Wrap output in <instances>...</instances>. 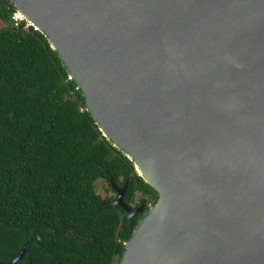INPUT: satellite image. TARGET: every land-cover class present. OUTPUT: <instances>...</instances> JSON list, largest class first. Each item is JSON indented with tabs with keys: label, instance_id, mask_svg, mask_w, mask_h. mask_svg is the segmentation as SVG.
I'll return each mask as SVG.
<instances>
[{
	"label": "water",
	"instance_id": "1",
	"mask_svg": "<svg viewBox=\"0 0 264 264\" xmlns=\"http://www.w3.org/2000/svg\"><path fill=\"white\" fill-rule=\"evenodd\" d=\"M10 1L159 195L113 182L141 215L120 264H264V0Z\"/></svg>",
	"mask_w": 264,
	"mask_h": 264
},
{
	"label": "trees",
	"instance_id": "2",
	"mask_svg": "<svg viewBox=\"0 0 264 264\" xmlns=\"http://www.w3.org/2000/svg\"><path fill=\"white\" fill-rule=\"evenodd\" d=\"M0 0V262L120 264L137 229L97 182L122 188L128 205L158 193L100 131L46 36ZM116 193V192H115Z\"/></svg>",
	"mask_w": 264,
	"mask_h": 264
},
{
	"label": "rangeland",
	"instance_id": "3",
	"mask_svg": "<svg viewBox=\"0 0 264 264\" xmlns=\"http://www.w3.org/2000/svg\"><path fill=\"white\" fill-rule=\"evenodd\" d=\"M15 19L17 21H23L21 18L17 17V15L15 16ZM28 26H30V23H28ZM97 192L99 195L103 197H110V198L112 197L114 199L117 197V195H115L112 189L110 188L108 182L104 180H99L97 182ZM141 199H142L141 195L138 194L136 197V204H133L132 206L138 205L141 202ZM149 207H152L151 204L149 205Z\"/></svg>",
	"mask_w": 264,
	"mask_h": 264
},
{
	"label": "flooded vegetation",
	"instance_id": "4",
	"mask_svg": "<svg viewBox=\"0 0 264 264\" xmlns=\"http://www.w3.org/2000/svg\"><path fill=\"white\" fill-rule=\"evenodd\" d=\"M114 194L115 195H117L115 192H114ZM140 205H136V206H133V208H137V207H139ZM151 206H153V205H151ZM149 209V205H147V210ZM138 217H140L141 218V215H139Z\"/></svg>",
	"mask_w": 264,
	"mask_h": 264
},
{
	"label": "bare ground",
	"instance_id": "5",
	"mask_svg": "<svg viewBox=\"0 0 264 264\" xmlns=\"http://www.w3.org/2000/svg\"><path fill=\"white\" fill-rule=\"evenodd\" d=\"M20 17H21V18H23V17H24V18H27V15H26L24 12H21V13H20Z\"/></svg>",
	"mask_w": 264,
	"mask_h": 264
}]
</instances>
